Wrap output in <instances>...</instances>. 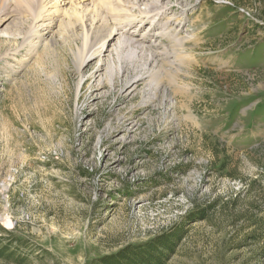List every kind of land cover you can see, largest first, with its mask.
<instances>
[{
    "label": "rangeland",
    "instance_id": "1",
    "mask_svg": "<svg viewBox=\"0 0 264 264\" xmlns=\"http://www.w3.org/2000/svg\"><path fill=\"white\" fill-rule=\"evenodd\" d=\"M94 1L0 27V264H264V0Z\"/></svg>",
    "mask_w": 264,
    "mask_h": 264
},
{
    "label": "bare ground",
    "instance_id": "2",
    "mask_svg": "<svg viewBox=\"0 0 264 264\" xmlns=\"http://www.w3.org/2000/svg\"><path fill=\"white\" fill-rule=\"evenodd\" d=\"M44 1L45 0H14V2L13 1H11V0H0V27L2 26V25H4L6 22H8L9 21V19H12V17H15V16H19L20 18L22 17V18H28V17H30L34 22H38V21H41V22H46V20L47 21H50L52 24H54L56 21H57V18H58V16H57V14L59 15V10H57V12L56 13H54V14H48V15H46V13H43V12H41V9H42V7H43V3H44ZM78 1H79V3H78ZM85 1H87V0H74V2L75 3H78V4H82V2L84 3ZM100 1V3H101V0H95L94 2H99ZM105 4H106V6H107V8H108V10L110 11V13H108L109 15H111V14H114V10H112V9H110V5L111 4H115V1L114 0H102ZM134 1H136L137 3H144L145 1H150L151 3H145V6H146V9H150V8H159V7H162V5L160 4V0H134ZM156 1H158V3H156ZM62 2H63V0H62ZM13 6H15L14 8H13ZM126 6V5H125ZM97 7H98V10H99V13H98V10H96V14H95V19L93 20V22L96 20L97 21V18L100 16V12H102V11H105L106 9H105V7H103L102 5L100 6L99 5V3H98V5H97ZM111 7H113V6H111ZM167 7V6H166ZM44 9V8H43ZM39 11V12H38ZM48 12V11H47ZM119 13V12H118ZM150 14V13H149ZM160 14V11H159V13H158V15ZM94 15V14H93ZM143 15V14H142ZM158 15H156L157 17H158ZM60 17L62 16L61 14L59 15ZM146 16H148V15H146ZM145 16V18H142V20L143 19H147V17ZM162 17V16H161ZM65 18H68V20H69V22L71 21V22H76V24H77V22H79V21H81V23L83 24V22L85 21V20H87V16H83L82 15V17H78L76 14L73 16V15H69V14H66L65 15ZM101 18H102V16H101ZM103 19V18H102ZM102 19H99L98 21H101ZM151 19V21L152 22H154V20L156 19V17H152V18H150ZM17 19H15L14 20V22L16 21ZM89 20V19H88ZM87 20V21H88ZM66 21V20H65ZM14 22H12V23H10V25L7 27V29L8 28H10V27H12V25H13V23ZM142 22V21H141ZM16 23V22H15ZM80 23V22H79ZM69 24V23H68ZM72 24V23H71ZM74 24V23H73ZM72 24V25H73ZM75 25V24H74ZM156 25V24H155ZM64 26V25H63ZM70 26V25H69ZM68 26V27H69ZM76 26V25H75ZM70 27H72V26H70ZM96 28V27H95ZM68 29V28H67ZM12 30V29H11ZM45 30H49V34H51L52 33V30H51V28H49L48 26H47V28L45 29ZM100 31V30H99ZM10 32H12V31H10ZM85 32V31H84ZM93 32V31H92ZM110 32V31H109ZM111 33V32H110ZM89 34H90V32H89ZM41 36V35H40ZM39 36V37H40ZM110 36V35H109ZM130 38V40H127V39H124V38H121L120 40H118V45H117V47H116V50L117 51H123L124 49H125V47L126 46H129V47H133L134 48V52H133V58H135V59H137L138 57H137V52L140 50V46L142 45V42H141V40L140 41H137V40H135L133 37H129ZM8 39H13V38H8ZM119 39V38H118ZM105 40V39H104ZM139 45H138V44ZM117 44V43H116ZM105 47V44H103V46H102V48H104ZM130 49H132V48H130ZM133 51V50H132ZM141 51V50H140ZM139 51V52H140ZM143 54H144V52L143 51H141ZM126 53H128V52H126ZM132 53V52H131ZM103 55H105V52H103V50L100 52L99 51V56H100V58H102V56ZM94 56V54L92 55L91 54V56L89 55V58L86 60V61H88V60H90V58H92ZM98 56V55H97ZM134 59V60H135ZM150 59V58H149ZM151 60V59H150ZM99 62H102L101 63V67H103V65L105 64V60H102V59H100L99 60ZM151 65V64H150ZM152 69V68H151ZM103 69H99L98 70V73L100 72V71H102ZM139 80H141V79H138V81ZM137 82V81H136ZM6 224L7 225H10L11 223H10V221H9V219H6Z\"/></svg>",
    "mask_w": 264,
    "mask_h": 264
},
{
    "label": "trees",
    "instance_id": "3",
    "mask_svg": "<svg viewBox=\"0 0 264 264\" xmlns=\"http://www.w3.org/2000/svg\"><path fill=\"white\" fill-rule=\"evenodd\" d=\"M234 107V106H233ZM242 105H235L232 108V114L239 115L240 110L238 108ZM262 104H259L253 110V116L260 115L263 112ZM251 129H247L246 132L250 133ZM242 136H238L241 138ZM225 161L220 164L217 170L224 171L226 170ZM207 208L192 209L188 212L187 218L192 221L204 220L207 217ZM173 244V239L169 237L156 239L150 242L144 247L130 248L118 252L117 254L103 259L104 264H166L167 253L171 252Z\"/></svg>",
    "mask_w": 264,
    "mask_h": 264
}]
</instances>
